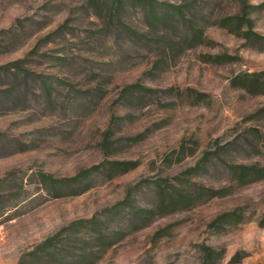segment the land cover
<instances>
[{
  "label": "rangeland",
  "instance_id": "rangeland-1",
  "mask_svg": "<svg viewBox=\"0 0 264 264\" xmlns=\"http://www.w3.org/2000/svg\"><path fill=\"white\" fill-rule=\"evenodd\" d=\"M154 1L0 0V264H264V0Z\"/></svg>",
  "mask_w": 264,
  "mask_h": 264
},
{
  "label": "trees",
  "instance_id": "trees-1",
  "mask_svg": "<svg viewBox=\"0 0 264 264\" xmlns=\"http://www.w3.org/2000/svg\"><path fill=\"white\" fill-rule=\"evenodd\" d=\"M103 3L108 4L113 14L119 17H122V12L126 9L127 4L139 6L151 19L164 25L178 21L175 18L183 13L182 6H173L172 9L165 8L164 6L158 5L154 0H103ZM170 25L172 26V24ZM116 164L124 165L121 162H117ZM130 168V166L124 167L123 171H127ZM233 168L234 172L238 173L241 177L254 175L256 177L255 179H262L264 177V168L256 166H240L241 169L236 166Z\"/></svg>",
  "mask_w": 264,
  "mask_h": 264
}]
</instances>
